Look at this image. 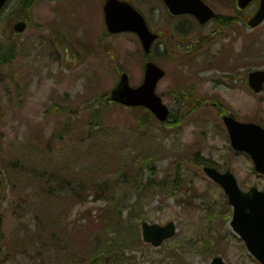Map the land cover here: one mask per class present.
Wrapping results in <instances>:
<instances>
[{
    "label": "rangeland",
    "instance_id": "rangeland-1",
    "mask_svg": "<svg viewBox=\"0 0 264 264\" xmlns=\"http://www.w3.org/2000/svg\"><path fill=\"white\" fill-rule=\"evenodd\" d=\"M21 1L9 0L0 13V56L17 44L13 59L0 64V216L7 243L14 247L12 253L0 251V264H91L80 258L86 251L78 247L80 227L114 197L122 198L126 223L121 233L106 234L108 244L116 234L127 237L133 230L134 238L133 233L129 237L139 244L129 247L122 238L126 249L121 258L112 256L113 264H206L221 252L228 264H259L230 226L233 207L223 189L203 170L205 164L231 168L243 189L264 188V176L251 157L232 148L222 119L230 113L264 125V91L255 93L247 81L251 70L264 68V23L254 29L245 25L259 3L239 10L236 0H206L219 17L205 27L190 19L171 20L161 9L162 27L186 28L164 35L151 52L166 71L157 91L174 123L161 124L153 116L134 119L145 109L131 111L107 101L100 118H94L100 99L123 70L133 85L143 81L146 59L136 35L102 33V0H34L30 12H15ZM228 17L233 22L226 25ZM18 21L28 22L19 35L13 31ZM91 122L96 125L89 131ZM99 145L120 152V170L103 177L93 176L95 170L93 177L77 171L97 167ZM137 170L143 185L134 187ZM38 176L46 183L49 177L45 186L53 199L41 193ZM85 177L93 181L83 183L81 199L67 196L69 186H58ZM168 185L172 193L166 192ZM62 197L70 207L60 223L56 214L63 211L57 204ZM145 221H173L177 232L154 246L142 237ZM206 228L210 237L204 244ZM115 248L122 252V246L112 244L106 255H114Z\"/></svg>",
    "mask_w": 264,
    "mask_h": 264
},
{
    "label": "water",
    "instance_id": "water-1",
    "mask_svg": "<svg viewBox=\"0 0 264 264\" xmlns=\"http://www.w3.org/2000/svg\"><path fill=\"white\" fill-rule=\"evenodd\" d=\"M172 12L181 14L185 12L195 14L201 22H206L215 17L214 10L201 0H165ZM253 0H238L240 7H246ZM8 0H0V11ZM122 7L123 11H119ZM106 19L109 30L113 33L133 31L142 42L146 53H149L157 34L153 33L143 16L130 4L119 0H108L105 5ZM264 21V0H261L256 14L248 22L249 26L256 27ZM25 22L15 26L17 32H23ZM165 71L155 62L145 64V78L141 85L133 87L130 84L128 73L121 75V80L116 89L109 96V100L120 102L129 107H147L159 121H166L170 109L163 102V98L156 91L158 82L164 77ZM250 86L261 92L264 88V69L254 70L249 74ZM228 127L233 147L242 152L249 153L256 165L257 171L264 174V127L257 123L241 122L231 115L224 117ZM205 172L219 182L234 206L231 221L233 229L245 241L250 253L264 263V190L253 186L244 191L239 186L237 177L228 169L220 172L213 166H206ZM175 225L170 222L166 226L144 224V238L155 245H160L165 239L175 234ZM210 264H226L221 257H216Z\"/></svg>",
    "mask_w": 264,
    "mask_h": 264
},
{
    "label": "trees",
    "instance_id": "trees-1",
    "mask_svg": "<svg viewBox=\"0 0 264 264\" xmlns=\"http://www.w3.org/2000/svg\"><path fill=\"white\" fill-rule=\"evenodd\" d=\"M33 5H34V0H22L20 5H19V8L17 10H15V12H17V11L30 12ZM232 22H233L232 17H228V18L223 19V23L226 25H228ZM16 48H17V44L13 43L11 48L7 51V53L0 56V64L10 62L12 60V58L14 57V55L16 54ZM149 59H154V58L152 56H149ZM106 96H107V94L104 95L100 99L101 101H99L98 107L96 106V104L94 105V106H96V111H94V118H98V119L100 118V111H102L101 107H102L103 102L106 101ZM135 109H141V108H133L131 111H135ZM151 116H152V114L148 110H143V113L139 116H135L134 119H136L138 122H140V121H143L144 119L145 120L150 119ZM166 123L174 124L170 121H168ZM90 124H91V126H90L89 131H92L93 127L96 124H94L92 122ZM102 124H103L102 121L97 123L99 128L102 126ZM123 144H124V142H122V145ZM94 150L97 151L99 153V156H100L97 163L99 165H106L103 167L104 169L111 167V165H109V162L112 163L115 154L118 153L115 151H114V153H110V151L107 150L106 146H102V145H99ZM123 159L124 158H122V157L118 158L119 170L123 164ZM98 164H97V167H94L93 169L92 168L88 169V168L78 167L80 169L77 171H79V172L83 171L86 175L88 174L89 176H92V172L94 170L97 171V173L100 170V169L98 170V166H99ZM70 168H72V167H70ZM75 168H77V167H75ZM138 174H140V170H137V174L132 176V177H134L133 178L134 187H139V186L143 185L142 183H140V178H139L140 175H138ZM2 175H3V172H2V170H0V178ZM52 176H54V175H50V177H52ZM93 176L103 177V175H100V174H94ZM38 177L41 178L42 184L44 185L40 188V191H42L41 193H43L45 197H48V198L50 197L51 199H53L54 198L53 191L51 189H49V187L45 186L48 183L49 177L47 178V183L43 182V180L45 179L44 176H38ZM92 177H90V178L93 181ZM90 178L85 177L84 180L80 183H73L72 184L71 182H67L65 184L60 183L58 186H62V187L66 186L65 188H67L69 186L66 190V194H67V191H71V193L68 194L67 196H71L74 200L77 198L81 199L80 198L82 196L81 194H83L86 190L83 183H86ZM112 186L113 185L109 186L108 189H111ZM111 192H113L112 189H111ZM64 199L65 198L62 197V199L60 201H57V204L63 208V211H60L57 209L56 216L59 218L60 223L66 219L67 211L70 207V206L65 207ZM53 202H54V200L53 201L50 200V203H49L50 208L48 211V216L50 217V219L52 218L53 211H54V203ZM106 202H107V204L102 208V211L99 212L98 216L89 219L90 224L80 227V229L83 233V236L81 239L82 243L79 242L78 247H80L82 249H84V247L86 248V251L84 252V258L83 259H85L86 262L91 263V264H96L95 262L93 263L95 258L99 259L98 264H104V262L111 263L112 262V256L117 257V259L121 258L119 256L121 254H123V250H124V244H123L122 245V252H121V250H119V248H115L114 255H112V254L106 255V252L108 253V250H109L108 248H110V245L113 244L114 246H118V243H119L118 240L111 239L109 241L110 244H108V242H107L108 235H106V234H109L113 231L116 233H121V231L123 230V228L125 226V219L122 217V213H121L122 198L120 197V199H118L117 197H114L113 200L109 199ZM66 209H67V211H66ZM48 226L50 227V221L49 220H48ZM50 229H51V227H50ZM118 235H117V237H119ZM18 243L26 244V245L31 244L28 242L25 243V242H21V241H19ZM40 247L42 248L41 245H40ZM4 248H7L8 253H12V249L14 247H10V245L7 243V239H6L4 230H3V216H0V251H3ZM2 253L3 252H0V256L2 255ZM111 264H113V262Z\"/></svg>",
    "mask_w": 264,
    "mask_h": 264
},
{
    "label": "flooded vegetation",
    "instance_id": "flooded-vegetation-1",
    "mask_svg": "<svg viewBox=\"0 0 264 264\" xmlns=\"http://www.w3.org/2000/svg\"><path fill=\"white\" fill-rule=\"evenodd\" d=\"M121 2H128L129 4H131L135 9H137L145 18V20L150 24L153 25L154 23H156L155 25L157 26L156 29H153L155 32H157L159 34V39L161 40L162 37L164 35H171L174 34L175 29H180V30H184L186 29L185 27L181 26L179 27V25H174L173 27H162L161 26V9L165 10L167 12V15L169 17V19L174 20V19H179L178 22L181 21V19L183 20V22L185 20H192V22L194 23V25L198 26V27H205L209 22L207 23H201L198 21V19L192 15V14H188V13H184V14H173L169 11V8L167 6V3L164 0H120ZM107 2V0H102V5H101V20L98 21V24L100 26V29L102 31V33L108 37L112 36L113 34H110L108 31V24L106 22V17H105V3ZM119 11H123V8L120 7ZM223 17V15H222ZM159 25L161 27H159ZM159 40V41H160ZM223 256V254H222Z\"/></svg>",
    "mask_w": 264,
    "mask_h": 264
}]
</instances>
